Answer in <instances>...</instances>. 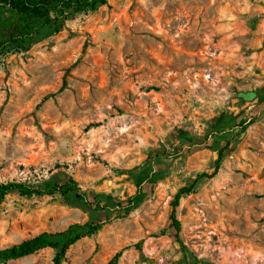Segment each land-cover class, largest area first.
<instances>
[{"label":"rangeland","instance_id":"rangeland-1","mask_svg":"<svg viewBox=\"0 0 264 264\" xmlns=\"http://www.w3.org/2000/svg\"><path fill=\"white\" fill-rule=\"evenodd\" d=\"M68 177L100 208L11 192L0 248L102 220L64 264H264V0H108L0 62V179Z\"/></svg>","mask_w":264,"mask_h":264},{"label":"trees","instance_id":"trees-1","mask_svg":"<svg viewBox=\"0 0 264 264\" xmlns=\"http://www.w3.org/2000/svg\"><path fill=\"white\" fill-rule=\"evenodd\" d=\"M107 4L108 0H0V62L13 54L27 52L45 35H55L67 29L68 24L77 15ZM64 84L59 90L64 88ZM217 168L216 166L209 175L203 174L198 177H210L216 173ZM11 192L26 196L71 194L76 200L90 207L97 209L101 206L98 202L88 199L72 177H68L62 183L53 182L50 178H42L38 185L33 186L22 181L0 179V204ZM193 192L194 183L183 186L174 194L170 203L168 224L174 230L175 240L183 255L186 254V249L180 236L181 222L176 215V206L182 197ZM137 200L135 196L131 197L119 208L127 214ZM104 223L105 221L102 220L72 222L62 230L41 231L15 244L0 248V262L18 259L49 248L53 251L51 264H64L69 247L84 237L95 235ZM163 234L164 230H161L152 236L157 237ZM120 255L121 251H117L107 264H116Z\"/></svg>","mask_w":264,"mask_h":264}]
</instances>
